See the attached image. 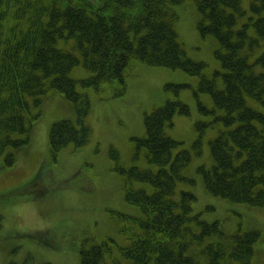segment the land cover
<instances>
[{"label": "trees", "instance_id": "trees-1", "mask_svg": "<svg viewBox=\"0 0 264 264\" xmlns=\"http://www.w3.org/2000/svg\"><path fill=\"white\" fill-rule=\"evenodd\" d=\"M184 1L0 0V169L16 160L9 149L31 143L33 125L51 90L74 105L77 119L52 124L45 165L56 164L64 148L91 142L87 90L117 82V94H122L132 64L183 69L200 78L198 99L199 92L212 95V107L199 100V110L212 118L197 122L199 136L188 150L167 133L176 113H191L187 104L168 99L146 113L147 134L134 141L135 158L144 150L148 167L115 168L124 176L125 199L142 211V216L113 211L121 222L120 233L129 240L119 251L128 264H253L262 232L239 228L231 235L218 221H203L193 213L196 194L179 190L178 184H196L185 170L202 155L205 131L221 124L224 128L210 142L213 164L198 168L206 190L264 208V110L250 103L255 100L264 108V70H255L257 64L264 66V50L253 53L264 38V0H247V6L244 0H190L200 12L201 35H211L218 43L215 55L222 70L212 77L205 75L204 62L189 58L179 37L175 6ZM79 65L91 76L75 79L72 71ZM219 78L223 88H218ZM184 86L166 88L179 94ZM111 152L118 157L115 148ZM137 183L149 185L152 192ZM88 241L74 247L80 264H112L107 257H114V239L92 245ZM33 260L28 256L21 264H35ZM113 262L122 264L117 258Z\"/></svg>", "mask_w": 264, "mask_h": 264}, {"label": "rangeland", "instance_id": "rangeland-1", "mask_svg": "<svg viewBox=\"0 0 264 264\" xmlns=\"http://www.w3.org/2000/svg\"><path fill=\"white\" fill-rule=\"evenodd\" d=\"M244 5H248L247 0ZM175 11L179 37L188 56L204 62L205 75L212 77L215 71L222 70L221 61L215 55L217 40L211 35H201L200 12L192 1L176 5ZM260 48L256 55L263 51L264 39ZM255 70L263 71L264 66L257 64ZM72 76L85 79L91 73L79 65L73 69ZM199 82L198 76L180 68L130 65L122 94H117L121 86L117 82L106 85L103 90H87L92 101L87 119L93 128L92 140L81 148L75 149L73 145L64 148L54 165H45L49 160L51 126L62 119L76 121L77 117L74 105L63 93L51 90L46 94L41 116L33 125L31 143L27 147L9 149H13L16 160L12 166L0 169V215L3 216L0 264L11 261L21 264L28 256L34 258L35 264H80V252L75 246L86 239L92 245L108 238L118 245H114V257H107V262L114 264L113 258H117L122 264H128L119 247L128 245L129 240L120 233L121 222L113 211L132 216H142V211L125 199L124 176L115 168L118 165L125 169L135 165L148 167L144 150L135 158L134 138L146 136V113L164 105L168 99L179 98L190 108L188 115L176 113L174 125L167 128V133L182 142V148L192 149L199 136L197 122L212 118L199 110V100L208 107L213 106L209 92H199V99L195 94ZM167 84L185 86L176 94L166 88ZM217 85L224 87L222 78ZM250 103L264 110L259 102L250 100ZM216 125L219 126L205 131L202 155L195 156L185 170L187 176L196 179V184L179 183L178 189L193 191L197 197L193 213H199L200 218L209 223L218 221L227 234L232 235L239 228L260 230L253 264H264V208L212 194L206 190L203 176L198 172L199 167L213 164L210 142L224 128ZM112 147L118 157L112 156ZM136 185L152 192L149 185Z\"/></svg>", "mask_w": 264, "mask_h": 264}, {"label": "bare ground", "instance_id": "bare-ground-1", "mask_svg": "<svg viewBox=\"0 0 264 264\" xmlns=\"http://www.w3.org/2000/svg\"><path fill=\"white\" fill-rule=\"evenodd\" d=\"M185 2H186V1H184V3H185ZM181 4H183V3H181ZM263 39H264V38H263ZM263 39H261L259 42H261ZM260 46H261V44H260ZM260 46H259L257 49H254L253 53L256 54V52L258 51V49H261V48H262V47L260 48ZM263 50H264V49H263ZM261 53H263V51H262ZM261 53H260V54H261ZM260 54H259V55H260ZM189 58H190V57H189ZM192 60H193V59H192ZM195 61H196V60H195ZM200 62H202V61H200ZM143 64H144V65H147V64H145V63H143ZM154 167H155V166H154ZM154 167H153V169L155 170L156 167H155V168H154ZM214 222H216V221H214ZM211 223H212V222H211Z\"/></svg>", "mask_w": 264, "mask_h": 264}]
</instances>
